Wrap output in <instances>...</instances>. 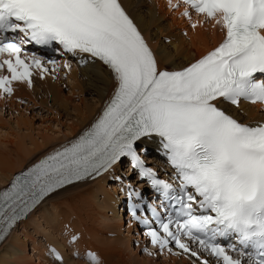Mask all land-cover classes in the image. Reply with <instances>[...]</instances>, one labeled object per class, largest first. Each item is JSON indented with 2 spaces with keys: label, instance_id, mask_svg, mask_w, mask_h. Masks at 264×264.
I'll use <instances>...</instances> for the list:
<instances>
[{
  "label": "snow or ice",
  "instance_id": "obj_1",
  "mask_svg": "<svg viewBox=\"0 0 264 264\" xmlns=\"http://www.w3.org/2000/svg\"><path fill=\"white\" fill-rule=\"evenodd\" d=\"M181 4L185 17L189 10L204 16L224 38L194 62L167 70L121 0H0V73H7L0 74V93L12 95L13 81L31 86L33 69L42 78L50 71L28 46L99 63L112 81L89 128L0 189V242L57 190L106 174L122 181L115 168L128 159L162 197V212L139 202L130 209L157 254L191 264H264V124L242 123L229 112L242 100L264 104V0H169L173 8ZM63 67L70 69V61ZM144 140L163 150L172 168L165 174L178 187L147 166V149L138 147ZM49 253L53 264H102L90 250Z\"/></svg>",
  "mask_w": 264,
  "mask_h": 264
},
{
  "label": "bare ground",
  "instance_id": "obj_2",
  "mask_svg": "<svg viewBox=\"0 0 264 264\" xmlns=\"http://www.w3.org/2000/svg\"><path fill=\"white\" fill-rule=\"evenodd\" d=\"M122 3L153 49L160 67L183 66L220 37L218 27L215 24L210 27L213 21L205 19L197 22L195 28H188L180 17L170 14L158 0H122ZM179 27H185V37L180 35ZM164 37L169 38L167 43L162 41ZM62 83L68 89L67 94L60 87ZM16 85L15 94L24 96L28 103L20 105L7 102L0 108V126L3 123L1 113H7L11 117L8 120L15 124L12 130L0 129V186L8 182L13 172L88 125L112 89L109 73L99 63H87L70 70L66 80L57 79L54 75L34 77L31 91H27L22 83ZM81 93L88 94V100L80 97V101H77V95ZM239 108L247 111V114L254 113L258 114V118L261 117L253 105L241 103ZM229 109L239 119H249L235 108L229 106ZM29 112L32 113L31 117H28ZM35 114L39 117L33 121ZM35 123L37 130L31 134L30 130ZM23 128L28 132L21 131ZM141 143L149 144L147 141ZM105 182V179L97 178L90 182L72 184L45 198L0 244V264H50L42 255V246L48 240H55L65 221L80 232L77 245L84 244L96 250L102 264H191L186 257L168 252L157 254L149 250L153 253L149 255V252L140 251L142 242L130 243L127 233L119 234V217L109 204L113 197L111 191L108 188L103 190ZM106 211H109L108 215ZM35 216L42 218L45 223L41 228L45 240L33 243V253L26 254L28 251L25 249L23 230L28 221L37 220ZM111 231L115 235L109 238L107 233ZM36 245L40 248L38 255L34 247ZM67 264H83V261L70 259Z\"/></svg>",
  "mask_w": 264,
  "mask_h": 264
},
{
  "label": "rangeland",
  "instance_id": "obj_3",
  "mask_svg": "<svg viewBox=\"0 0 264 264\" xmlns=\"http://www.w3.org/2000/svg\"><path fill=\"white\" fill-rule=\"evenodd\" d=\"M66 77H67V75L64 77L65 78V80H66ZM60 87H62V89H63V91L65 92V94H67V88L65 87V85H60ZM80 97H83L84 99H86V100H88V98H89V95L88 94H86V93H81V94H79V95H77V101H80ZM22 111V110H21ZM22 112H24V111H22ZM51 113H53L52 111H51ZM50 113V114H51ZM13 114H14V112H13ZM31 112H29L28 113V117H31ZM1 120L3 121V123L1 124V126H0V129H6V130H8V129H11L12 130V126L13 125H15L14 123H12L11 121H9L8 120V118L9 119H11V117H9V115H7V113H4V114H2L1 113ZM37 117H39L38 115H34V117L32 118L33 119V121H35V119H37ZM3 119H5V120H7V122H4V120ZM29 123H31V120L29 121ZM8 125V126H6V125ZM3 125V126H2ZM5 126V127H4ZM10 126H11V128H10ZM37 124L35 123L33 126H32V128H31V130H30V133L31 134H33V133H35L36 132V130H37ZM21 131H24V133H26V132H28V131H26L24 128L23 129H21ZM47 132H50V130H47ZM72 136V135H71ZM70 137V136H69ZM27 140H25V142H26ZM151 160V159H150ZM149 160V162H151ZM7 183V182H6ZM4 186V185H3ZM0 187H2V186H0ZM102 187H103V190L104 189H106L107 187H106V185H102ZM103 190H101V191H103ZM100 199H101V197H100ZM102 201V200H101ZM36 219H37V222L41 225V223H42V221H41V218L40 217H35ZM40 219V220H39ZM30 225V227H29V225ZM27 224V226H26V230H27V234H28V237H24V241L26 242L25 243V245H26V254H32L33 252L31 251V238H34L35 240H37V239H39L40 238V236H41V232L38 230V228H35V226H34V223L33 222H29ZM32 224V225H31ZM32 228L36 231H34V230H32ZM43 233V232H42ZM44 234H45V232H44ZM31 237H30V236ZM51 240H48V242H50ZM38 246L39 245H36V246H34L37 250H36V255H38V253L37 252H39V249L40 248H38ZM30 252V253H29ZM32 258H33V260H34V262H36V260L34 259V257L32 256Z\"/></svg>",
  "mask_w": 264,
  "mask_h": 264
}]
</instances>
